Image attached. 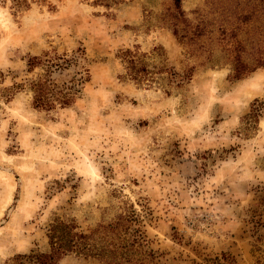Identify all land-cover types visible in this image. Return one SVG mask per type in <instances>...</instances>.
<instances>
[{
	"label": "rangeland",
	"instance_id": "1",
	"mask_svg": "<svg viewBox=\"0 0 264 264\" xmlns=\"http://www.w3.org/2000/svg\"><path fill=\"white\" fill-rule=\"evenodd\" d=\"M237 45L254 67L262 0H0V264L55 222L121 264H264V67L236 80Z\"/></svg>",
	"mask_w": 264,
	"mask_h": 264
},
{
	"label": "trees",
	"instance_id": "2",
	"mask_svg": "<svg viewBox=\"0 0 264 264\" xmlns=\"http://www.w3.org/2000/svg\"><path fill=\"white\" fill-rule=\"evenodd\" d=\"M176 8H179L180 0H174ZM264 2V0H262ZM242 50L240 45H237L234 49V74L235 79H241L245 72H252L256 68L264 67V53H260L255 61V66L248 68L240 62L239 52ZM35 60L29 65L33 66ZM126 64L128 75L134 80H139L140 75L144 73V66L141 61L134 56L131 52L126 51L123 58ZM33 92V104L36 108H42L50 110L54 107V103L57 102L61 107H67L71 104L73 97L69 93H54L48 89V86L44 82L32 83ZM58 95V96H57ZM74 226L71 224H65L63 222H55L50 226L48 244L49 253L45 254H30L28 256H17L18 259H27L28 264H57V262L67 253L76 252L78 254L101 256L104 255L109 259L110 263L121 264L118 262L116 251L112 249L96 250L88 242L91 239L90 236L78 235L73 233ZM95 251V253L93 252ZM118 255V256H117ZM218 264H235L233 258L228 255L221 254L220 259H215ZM128 262V261H126Z\"/></svg>",
	"mask_w": 264,
	"mask_h": 264
}]
</instances>
